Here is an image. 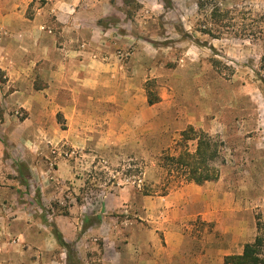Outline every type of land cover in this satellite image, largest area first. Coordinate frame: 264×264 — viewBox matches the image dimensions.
<instances>
[{"label":"rangeland","instance_id":"rangeland-1","mask_svg":"<svg viewBox=\"0 0 264 264\" xmlns=\"http://www.w3.org/2000/svg\"><path fill=\"white\" fill-rule=\"evenodd\" d=\"M111 2V15L98 19V25L113 35L132 27L138 38L113 47L110 54L131 75L125 72L113 81L110 87L120 84L113 101L105 94L97 114L84 121L69 123L58 113L54 128L25 124L18 130L15 163L25 164L21 169L30 188L11 175L17 174L13 162H3L0 184L19 192L2 194L6 202L19 204L7 212L12 217L19 211L29 224L45 225L44 212L34 202L39 189L49 220L59 224L72 250L68 256L57 243L60 264H117L118 254L125 257L124 264H151L176 252L167 238L181 235L191 237L197 256L202 249L214 252L218 264L221 251L236 255L237 248L254 240L258 222L264 228V172H243L249 163L264 169V161L243 160L242 139L226 138L227 148L222 141L224 124L240 118L237 108H244L247 120L264 95V0ZM137 47L151 57L146 78L137 73ZM150 96L158 98L153 105ZM190 128L196 133L188 136L202 133L219 146L218 164L224 162L220 177L209 187L174 184L165 194L159 188L167 179L162 158L184 147L181 135ZM231 142L242 159L225 162ZM195 144L191 140L185 145L193 152ZM254 149L253 159L260 151ZM225 166L229 171L221 172ZM32 240L34 234H28L8 243L28 249L34 262Z\"/></svg>","mask_w":264,"mask_h":264},{"label":"crops","instance_id":"crops-1","mask_svg":"<svg viewBox=\"0 0 264 264\" xmlns=\"http://www.w3.org/2000/svg\"><path fill=\"white\" fill-rule=\"evenodd\" d=\"M113 6L111 0H0V112L3 118L0 130L8 135V138H4L0 132V169L3 162L9 161L18 169L15 162L20 152L15 135L25 124L36 129H44L49 125L54 128L58 113L64 114L69 123L72 119L84 121L88 114H97V106L103 104L105 94L107 100L113 101L116 88L120 91V84L112 87L110 84L113 81L117 83L125 72L130 76L131 71L121 70L110 54L113 47L123 46L129 39L138 37L133 34L132 27L125 34L117 35L99 27L98 19L111 15ZM139 49L137 47L135 55L140 56L135 65L139 66V77L146 78L151 57L140 53ZM260 98L256 100L260 104L252 106L255 111L249 113L252 116L248 115L247 120L246 115H242L244 108L241 107L237 108L241 113L239 120L224 124V147L227 148L228 137H235L238 141L242 139L243 154L247 155L243 156V160L247 162L264 161V95L261 94ZM19 112L28 114V117L20 119ZM213 125L209 129L214 128ZM194 127L198 129L202 126ZM254 147L260 149L255 159L252 156ZM232 148L231 142L224 156L225 162L242 159ZM228 171L225 166L221 172ZM243 172H264V169L249 163ZM4 174L0 172V178L5 177ZM11 175H17L19 184L25 187L18 178V171L17 174L11 172ZM28 176H31V172H28ZM6 185L0 184V264H60L55 259L59 242L49 224H29L19 211L15 212V216H9L7 208H18L19 204L6 202L2 194H6V191L11 195L19 192ZM208 185L210 182L205 183V187ZM197 187L200 188L199 185ZM203 219L211 221L207 217ZM49 222L55 225L65 243L69 244L59 224ZM46 225H49L50 231ZM28 234H34L32 250L37 255V261L34 262L31 256L28 258V249L18 247L21 244L8 243L9 238L26 239ZM49 235L53 238L50 239ZM167 243L170 250L174 247L176 252H167L165 257L149 263L215 264L217 255L208 249L205 252L202 249L200 255H196L193 240L189 236L167 238ZM61 248V252L69 256L68 249ZM236 250V255L243 251L242 248ZM230 254L231 251H221L218 264H225L224 257ZM125 260L118 254L117 264H124Z\"/></svg>","mask_w":264,"mask_h":264},{"label":"trees","instance_id":"trees-1","mask_svg":"<svg viewBox=\"0 0 264 264\" xmlns=\"http://www.w3.org/2000/svg\"><path fill=\"white\" fill-rule=\"evenodd\" d=\"M158 98H153L150 96L149 104L153 105L158 100ZM2 115L0 114V121H2ZM196 133L193 128H190L189 131L185 130L182 132V140L184 143L181 150L177 154L166 155L162 158L164 164L162 168L165 169L166 173V182L163 183L159 188L165 194L170 190L174 184H180L184 181L187 183H194L196 185H202L206 182L217 181L220 177L219 166L224 164L219 154V146L214 142L213 138L205 135L199 134L198 136H188L189 132ZM195 141V150L191 152L187 145L188 141ZM177 151V150H176ZM24 167L19 164L18 174L20 182L26 187L29 191V183L26 177V172H23L21 169ZM142 186V185H141ZM143 184V188H145ZM147 194L153 193L152 191L146 190ZM34 202L40 210L44 213L41 215L45 223L49 224L52 227V230L56 236L59 244L66 249H68L69 256L72 253L71 247L69 244L65 243L63 237L56 229L55 225L49 222L48 211L46 210L42 198L41 191L37 189L36 195L34 197ZM258 234L252 242L246 243L243 247V251L239 255L226 256L224 258L225 264H264V228L260 222L257 223ZM67 264H71L68 261Z\"/></svg>","mask_w":264,"mask_h":264}]
</instances>
